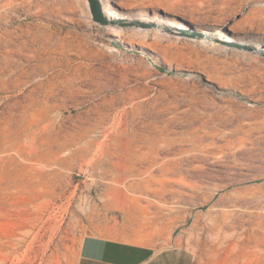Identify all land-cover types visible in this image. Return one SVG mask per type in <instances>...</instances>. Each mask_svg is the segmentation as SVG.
<instances>
[{
  "label": "rangeland",
  "instance_id": "1",
  "mask_svg": "<svg viewBox=\"0 0 264 264\" xmlns=\"http://www.w3.org/2000/svg\"><path fill=\"white\" fill-rule=\"evenodd\" d=\"M99 1L104 17L117 9ZM117 1L264 35V0ZM107 26L77 0H0V264H75L92 232L156 248L172 238L199 264H264V73L197 40L155 38L151 52ZM122 129L198 143L163 152L166 167L128 155L124 168ZM232 173L256 178L261 201L235 245L213 246L198 204Z\"/></svg>",
  "mask_w": 264,
  "mask_h": 264
},
{
  "label": "bare ground",
  "instance_id": "2",
  "mask_svg": "<svg viewBox=\"0 0 264 264\" xmlns=\"http://www.w3.org/2000/svg\"><path fill=\"white\" fill-rule=\"evenodd\" d=\"M77 2L84 5L88 18H92L87 0H77ZM113 4L117 9L111 8L106 11L103 6L107 28L112 32V35L138 38L139 44L151 52H158L159 49L158 45L153 43L155 38L176 42L185 38L197 40L200 46L214 54L235 59L248 69L264 73V35L254 34L250 31L238 32L232 30L229 26H223L222 28L219 24H212L210 27H194L190 23L187 25L188 23L180 16V12L169 8L164 3L151 2L136 10H131L117 0H114ZM187 34L197 36L191 38ZM239 91L242 92V90ZM195 133L188 132L177 138L163 134L146 136L138 141L135 137L127 134L126 129H122L119 138L122 167L125 168L128 164L126 163L128 155L132 157L129 162L132 167L144 164L148 168L158 164L166 167L168 164L167 159L161 158V154L170 152L176 145H197L198 136ZM218 166L222 167L223 165L218 163ZM216 171L220 170L216 169ZM231 175L226 181H224L225 177L222 183L207 182L204 189L206 194L198 204L199 208L209 204L202 215L207 222V234L212 239L213 246L235 245L236 242L232 241V243L231 240L236 233L243 211L250 206L259 205L261 201L254 186L249 184L250 181H254L256 178H245L243 177L245 175L241 176L237 173ZM207 247L209 248V246ZM223 248H225V252L229 251L226 247ZM219 251L221 250L219 249ZM213 253L215 252L213 251Z\"/></svg>",
  "mask_w": 264,
  "mask_h": 264
},
{
  "label": "crops",
  "instance_id": "3",
  "mask_svg": "<svg viewBox=\"0 0 264 264\" xmlns=\"http://www.w3.org/2000/svg\"><path fill=\"white\" fill-rule=\"evenodd\" d=\"M75 264L199 263L195 261V255L189 249L177 246L172 238L169 240L168 245L156 248L133 244L113 236L92 232L82 238Z\"/></svg>",
  "mask_w": 264,
  "mask_h": 264
},
{
  "label": "water",
  "instance_id": "4",
  "mask_svg": "<svg viewBox=\"0 0 264 264\" xmlns=\"http://www.w3.org/2000/svg\"><path fill=\"white\" fill-rule=\"evenodd\" d=\"M88 6H89V11L92 16V20L94 22H97L102 25L107 24L106 17L103 16L102 14V9H101V3L99 0H87ZM187 36L194 38L197 35L195 34H187Z\"/></svg>",
  "mask_w": 264,
  "mask_h": 264
}]
</instances>
